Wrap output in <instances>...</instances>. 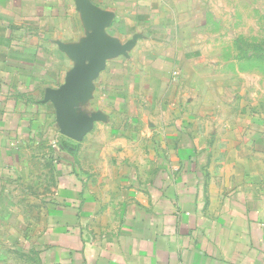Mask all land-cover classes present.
I'll return each instance as SVG.
<instances>
[{"label": "crops", "instance_id": "0c3cea01", "mask_svg": "<svg viewBox=\"0 0 264 264\" xmlns=\"http://www.w3.org/2000/svg\"><path fill=\"white\" fill-rule=\"evenodd\" d=\"M88 10L116 52L76 141L51 96L91 59ZM261 19L264 0H0V258L264 264ZM230 24L243 45L213 39Z\"/></svg>", "mask_w": 264, "mask_h": 264}, {"label": "water", "instance_id": "95a60500", "mask_svg": "<svg viewBox=\"0 0 264 264\" xmlns=\"http://www.w3.org/2000/svg\"><path fill=\"white\" fill-rule=\"evenodd\" d=\"M86 15L92 22L93 30L87 44L91 59L87 63L86 58L80 55V67L68 78L61 90L51 96L61 132L76 141L83 140L92 124L91 119L77 114L78 98L88 93L93 81L104 70L107 59L116 52L114 47L105 45L102 41L106 20L95 18L89 10Z\"/></svg>", "mask_w": 264, "mask_h": 264}, {"label": "rangeland", "instance_id": "374dc122", "mask_svg": "<svg viewBox=\"0 0 264 264\" xmlns=\"http://www.w3.org/2000/svg\"><path fill=\"white\" fill-rule=\"evenodd\" d=\"M264 21L261 19L260 21H259V24H262ZM222 27V26H221ZM227 27V26H226ZM225 27V34H220L219 36H217V34H215L214 36L215 37H213V39L215 40V42H216V38H219V40H218V42H224L225 44H228V45H232V43L233 42H236V43H240V44H242L243 45V43H244V39L242 38L243 37V35H240L239 36V34L238 33H234V31L232 30L233 29V27H232V25L230 24L229 26H228V28H226ZM223 28V27H222ZM247 29L248 28H245L243 31H247ZM221 32H222V30H221ZM245 37H247L248 35H244ZM255 37V36H254ZM257 39H263V36H256V40ZM216 52V51H215ZM230 53H232L231 51H230ZM237 54L238 53H240V52H236ZM243 53V52H242ZM257 53V56H258V54L260 53L259 51L258 52H256ZM214 58H215V56H214ZM258 58H260L259 56H258ZM258 69H260V68H258ZM196 83H198L199 81H195ZM197 85H199V83L197 84ZM147 105V104H146ZM152 117V115H148L147 116V118H151ZM8 244V243H7ZM18 248V250H19V246L17 247ZM6 251H8V245H3V246H1L0 245V254L1 255H4V253L6 252ZM8 255H5V256H2L0 259H1V262H2V264L4 263V264H9L8 262H10V261H12V259H8V257H7ZM19 261V260H18Z\"/></svg>", "mask_w": 264, "mask_h": 264}]
</instances>
